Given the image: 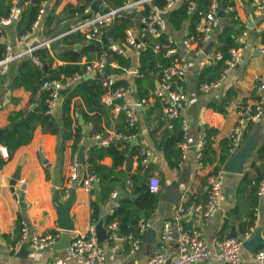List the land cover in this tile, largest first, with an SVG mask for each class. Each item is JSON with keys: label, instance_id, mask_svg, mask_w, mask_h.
Segmentation results:
<instances>
[{"label": "crops", "instance_id": "obj_1", "mask_svg": "<svg viewBox=\"0 0 264 264\" xmlns=\"http://www.w3.org/2000/svg\"><path fill=\"white\" fill-rule=\"evenodd\" d=\"M1 2L2 0H0ZM181 2L182 0H179L171 9L177 7ZM227 2V6L224 8V16L218 17V24L209 27L206 31V45L213 42L211 49L215 51L219 45L217 41L219 33L224 27L230 26L233 19H238L241 24L246 26V35L244 36V43L238 44L236 48L238 49V60L234 66L227 71L224 70L219 78L220 85L217 88L205 93L199 90L198 74L204 67L210 65L206 61V54L195 53L181 44L182 38L189 35V21L186 20L180 30H174L167 21L168 14L164 19L162 32L176 42L178 53L184 55L187 60V70L179 81L188 98V104L180 117L185 118L187 121V135L184 140L186 150L183 155L181 149V157L176 168L168 164L163 148L165 139L169 137L171 129L167 127L162 108L161 110H147L155 100L153 92L158 82V79H155V88L149 94V98L154 99L152 104L150 106L142 105L134 110V137L115 139L112 142L117 140L129 141L130 146H145L150 150L151 160L147 167L140 164V155L137 151L126 164L119 166L116 171L125 178L127 173H135L138 166H142L141 172L148 169V182L150 176H155L158 179L159 202L149 218L150 228L140 235L141 249L134 254H129V244L126 242L125 236L117 231L116 238L111 242H108L106 237L98 240L107 256L112 254L110 245H115L117 247L114 253L116 259L127 263L145 264L147 259L160 249V236L163 225L166 221L172 219L175 207L183 203L203 202V185L208 175L219 164V159L225 151L224 141L231 137L232 130L237 124L238 105L243 101L256 97L255 87L258 77L264 71V56L258 50L260 45L264 43L262 39V32H264L262 17L260 12L255 9L252 0H227ZM17 3L18 0H11L9 15L0 18V20L9 19L7 23H0V42L10 45L14 51L19 52L36 41L39 44L35 50L46 46L49 54L55 59L53 66L61 64L62 61L57 59V56L68 47L58 43L57 39L71 32L83 20V13H79L77 8L83 7L85 0H47L40 8L43 13L37 26L25 43L20 41L21 35L18 36L17 34V22L21 10L28 5V1L23 0L20 8L17 7ZM13 4L15 10L11 12ZM229 5L235 7L233 12L225 11ZM48 16H52V20L47 25L45 22ZM136 16L134 20L129 21L128 26H135L133 23H137ZM47 30H53V33L48 35ZM149 40L153 41L151 38ZM86 42L90 41L86 40ZM76 45H79V48L81 46V44ZM142 46L141 44L137 49L124 46L125 58L130 59V64L127 65L130 69L139 67L138 55ZM211 49L210 51H212ZM96 54L91 53L92 59ZM24 57H30L38 62L33 54L26 55L12 62L6 73L0 74V130L7 126L8 114L11 111L25 109L30 106V93L23 88L11 87L12 73L15 71L18 61ZM85 61H87L86 56H83L81 62L84 63ZM118 73L119 82L124 81L123 84L132 87V92L127 96V99L129 101L139 99L136 95V76L120 70H118ZM229 88H232L235 94L231 97L229 104L226 105L225 113H221L214 109L211 103H220ZM64 96H60L53 112V116L56 117L59 124ZM80 107L84 109L87 116L97 117V113L87 111L81 97H74L71 100L72 128L74 129L77 126L81 128L80 147L84 145L83 156L85 157L89 153V148L96 142L94 135L90 136L89 134L93 122L84 119L78 109ZM111 109L110 107L108 123L104 117H101L99 122L102 128L100 132L103 134L119 132L116 130L115 125L119 121L118 116L120 114H114ZM246 124L248 127L246 137H243L239 147L232 150L228 156L229 158L234 155L238 149L244 148L246 144L253 148L251 157L244 161L245 168L243 172L241 174L226 172L218 206L208 216L198 215L185 219L184 225L187 228H199L202 231L205 243L210 247L216 239L241 236L244 232L252 230V235L247 240L254 241L256 239L257 242L250 248L243 246L239 264H259L255 259V253L264 249V193L260 196L256 193V200L250 201L253 195L250 194L249 190L236 195L235 189L245 171H248L251 176L255 174L253 170L250 171V162L254 161L259 165L264 160V156L256 154L257 147L264 136V111L259 119L249 121ZM210 128L217 130L216 135L212 138L215 158L212 163L203 164L202 168H198L196 166L197 143L201 133ZM244 129L245 127H243V132ZM72 142V138L62 141L60 136L43 131L37 125L31 141L17 148L11 157L5 159V163L0 168V264H45L58 258H64L65 249L58 250L50 245L42 250H33L29 245V241L33 236L52 234L56 235V240H58L63 232L60 227V215L63 206H67L68 219L72 224V229L69 230L71 236L87 234L92 226L95 227L97 233L99 222L107 230L104 222L105 217L112 212L118 201L108 200L100 207L96 222L91 221L90 202L99 197V183L96 179L93 182V191L92 189L90 191L84 190L82 188V178L85 172L82 167L78 168L75 179H69L70 165L75 158H78L80 148L74 150ZM168 151L170 152V150ZM127 154H129V151H127ZM101 163L110 166L112 159L111 157H105L101 160ZM222 167L223 165H221ZM17 172L19 179L12 187L11 181ZM22 186H24V189L21 188ZM115 192L117 194L121 193L120 198L124 195L119 186ZM18 220H21L22 223L21 230H16ZM249 221H252L250 225L248 224ZM23 227L27 233V239L25 240L22 239ZM16 243L21 245L26 243V248L22 250L20 245L16 251L10 250V247ZM176 245L177 242L174 236L166 246V254L169 257L175 255ZM195 264L225 263L210 259Z\"/></svg>", "mask_w": 264, "mask_h": 264}, {"label": "built area", "instance_id": "obj_2", "mask_svg": "<svg viewBox=\"0 0 264 264\" xmlns=\"http://www.w3.org/2000/svg\"><path fill=\"white\" fill-rule=\"evenodd\" d=\"M97 2V11L93 12L91 4L88 5L83 15L91 13L89 18L83 19L77 24L72 31L79 30L85 36L88 41L95 40L101 43L102 49L96 54V56L85 62V68L83 72L75 73L73 76L62 79L44 80L42 88L49 90L48 109L46 113L50 114L54 112L55 106L61 94L59 90L64 88H70L74 86L76 82L88 76L89 74H98L101 77V84L105 89L101 100L106 105L110 106L112 112L116 115L123 114L125 117V126L127 128H135V108L145 105L150 106L153 98L137 99L129 101L127 96L132 92L131 85L117 84L119 80L118 70L125 73L132 74L136 77L141 76L139 68L130 69L127 65L121 64L116 60L111 59V54L116 53L122 57H126L124 46L136 48L141 44L144 46L146 39H153L159 37L164 28V18L161 16L163 12H168L179 0H165V4L162 8L152 4V0H125L124 3L116 8L110 7L106 0H92ZM255 9H257L262 17V23L264 24V0H252ZM145 4L149 5L146 12L144 10ZM135 11L137 23L135 26H127L124 29V44L118 43L111 38L108 39L107 44H103L102 33L104 27L111 24L117 17H121L124 12ZM15 10L13 4L11 12ZM194 10V3L188 7V12ZM235 7L229 5L226 12H233ZM218 0H210L209 9L202 15L197 22L196 30L197 34L186 35L182 38L181 44L193 50L195 53H204V47L207 43V29L214 27L218 24L219 18L217 16ZM43 10L39 11L36 20L31 25V29L20 36V41L25 43L32 34V31L37 26ZM131 20H134L132 18ZM9 19H1L0 23H7ZM246 30L239 36V43H244V36ZM201 43V44H200ZM167 49V54L174 55L172 61L160 68V78L158 79L157 86L154 89V98H157L162 105L164 117L167 123V127L171 128V120L180 118L186 105L188 104V98L183 91L182 86L178 82V78H182L187 70V60L184 55H181L177 51L176 42L168 37L167 42L160 44L157 41L153 43V49L159 50L160 47ZM32 47L27 46L23 51H14L10 45H6L5 54L0 59V74L7 72L9 65L18 60L19 58L31 55ZM212 50V49H211ZM259 52L264 56V43L260 45ZM238 49H231V58L227 61V67L225 71L233 67L238 60ZM221 58V54L217 51H210L206 54V61L213 63ZM220 85V79L212 83H202L199 86V90L202 93L208 92L217 88ZM255 98H250L241 102L237 108V124L234 126L231 134L232 148L231 151L238 148L243 141V127L249 121H255L260 118L264 111V71L259 75L258 82L255 87ZM121 99V100H120ZM181 128L183 132V140L179 143V147L184 152L186 150V144L184 142L187 135V121L185 118H181ZM134 135L124 134L120 132H112L103 134L101 132L94 135L96 144L100 146L108 145L115 139H129ZM206 143V133L202 132L197 143L196 152V166L198 168L203 167L202 148ZM138 155H140V164L143 167H147L151 160V152L145 146L138 148ZM88 155H85V158ZM0 157L6 159L8 157V151L6 147L0 145ZM82 167L84 170V177L82 178V188L86 191H90L93 186V182L97 179L93 172H88L87 163L80 164L78 159L75 158L70 165L69 179L73 180L77 177L78 168ZM226 172L221 168L210 173L203 185V191L205 192L204 202H191L178 204L173 212L171 220H168L163 225V230L160 236V249L153 253L146 261L145 264H195L210 259H216L225 264H239L241 261V250L243 248L244 241L249 239L252 235V230L244 232L241 236H230L222 239H216L213 242L212 247L208 246L202 235V231L197 227L187 228L184 225V221L187 218L202 215L208 216L215 207L218 206L220 197L222 194V188L224 185V178ZM149 189L152 192H156L159 189L158 179L155 176L149 178ZM264 193V179L260 182L257 194L260 196ZM116 192L111 194V198L116 197ZM150 220L139 221V233L140 235L146 232L150 228ZM107 228V241H113L117 236L118 226L116 222H110L106 225ZM175 236L177 245L176 253L174 256L169 257L166 254L167 243ZM22 239H27L26 229L22 228ZM56 240V235L47 234L43 236H33L29 241V245L33 250H42L52 245ZM126 242L129 244V254H134L141 249L140 237L133 234H127L125 236ZM20 243H16L10 247V250L16 251L20 247ZM115 245H110L111 255L107 256L103 248L99 245L95 227L92 226L87 234H77L72 236L70 245L65 249V257L58 258L54 261L47 262L45 264H137L127 263L115 258L114 253L116 250ZM255 259L259 264H264V249L258 250L255 253ZM7 264V263H1Z\"/></svg>", "mask_w": 264, "mask_h": 264}, {"label": "trees", "instance_id": "obj_3", "mask_svg": "<svg viewBox=\"0 0 264 264\" xmlns=\"http://www.w3.org/2000/svg\"><path fill=\"white\" fill-rule=\"evenodd\" d=\"M28 5L21 10L20 18L17 22V34L22 35L31 29L33 21L36 19L40 8L47 0H25ZM110 7L116 8L121 6L125 0H106ZM224 8L227 6V0H221ZM92 0H85L84 6L77 8L79 13H83L86 6L90 5ZM152 4L162 8L165 0H152ZM194 3V10L188 12L190 4ZM11 0H2L0 3V18L7 17L10 12ZM210 0H182V2L168 13L167 21L174 30H180L183 23L188 20V34H197L196 26L202 15L209 9ZM149 8L145 4L143 13ZM136 16V12H124L121 17H117L111 24L104 27L102 33L103 44L108 43V39H112L118 43L124 44V29L129 25V21ZM52 20V16H48L46 24ZM246 30V26L241 24L238 19H233L230 26L224 27L217 37L219 43L215 51L221 54V58L204 67L198 74V85L202 83H212L217 81L227 67V61L231 58V49L237 48L239 36ZM46 33L51 35L53 30H47ZM168 35L162 32L158 38L151 41L146 39L144 46L139 50L138 63L141 76L135 78L136 95L139 99H147L150 91L155 88V79L160 78V68L172 61L174 55L167 54L165 47H160L159 50L153 49V43L158 42L164 44L167 42ZM264 41V32H262ZM57 42L68 47L63 50L57 59L62 61L61 64L53 66L54 57L48 52L46 46L36 49L33 56L38 62L30 57H24L16 64L15 71L11 76L12 88H23L30 93L28 107L21 110H14L8 114L7 126L0 130V145L6 147L8 157H11L13 152L22 145L29 143L32 139L34 129L39 125L43 131H48L52 134L60 136V139L72 138V148L78 150L81 143V128L79 126L72 128V119L70 116V103L74 97H81L87 111L97 113L95 116H87L82 107L78 108L84 119L93 122L90 136L99 133L100 119L104 117L108 123L110 117V107L106 106L101 97L105 91L101 84V77L98 74L87 79L82 78L74 84L72 89L63 97L61 104L60 124L53 113H46L48 109L49 90L42 88L44 80L62 79L73 76L75 73L84 71L85 62L92 59L91 53H98L102 49L101 43L91 40L86 42L85 36L79 30L71 31L57 39ZM76 44H81L79 49H75ZM6 44L0 42V59L4 56ZM83 56L86 60L82 63ZM112 60H117L121 64H130V59L122 57L116 53L111 54ZM181 78H178V82ZM122 82V81H121ZM119 80L117 84H123ZM235 94L232 88H229L220 103H211V106L221 113H225V107L229 104L231 97ZM162 105L157 98L147 110H161ZM100 115V117H99ZM119 121L115 128L120 133L135 134V128H127L125 126V117L123 114L118 116ZM171 130L168 138L165 139L163 152L171 167L176 168L181 157V148L178 146L183 140V132L181 128V118L171 120ZM243 137L247 135V124L244 126ZM206 143L202 148L203 164L212 163L214 161L215 151L213 149L212 138L216 135V129H206ZM225 151L219 159V164L213 171L221 169V165L227 160L232 148L231 137L224 141ZM139 147L130 146L129 141L117 140L110 142L108 145L100 146L94 144L89 148L88 156L84 163L88 164L87 171L93 172L98 179V199L91 200V221L96 222L100 207L108 200L112 199L111 194L116 191L119 186L124 195L119 198L117 204L112 209L110 214L105 217V224L116 222L118 231L121 235L133 234L140 237L139 221L148 220L159 202V191L152 192L148 185V169L141 172L142 166H138L135 173H127L126 177L119 174L116 169L128 162L134 153H137ZM170 150V152L168 151ZM129 151V154H127ZM256 154L264 156V136L257 147ZM105 157H111L112 164L110 166L102 164L101 160ZM5 163V159L0 157V168ZM250 171L255 172L254 175H249L248 171L243 173L242 178L238 182L235 193L240 194L249 190L253 198L250 201L256 200V193L260 182L264 179V160L257 165L254 161L250 162ZM150 167V166H149ZM94 189H92L93 191ZM205 201V192H203ZM21 221V220H20ZM18 220L16 230L20 229L22 223ZM252 221H249V225ZM21 230V229H20Z\"/></svg>", "mask_w": 264, "mask_h": 264}, {"label": "water", "instance_id": "obj_4", "mask_svg": "<svg viewBox=\"0 0 264 264\" xmlns=\"http://www.w3.org/2000/svg\"><path fill=\"white\" fill-rule=\"evenodd\" d=\"M22 2H23V0H18V3H17L18 8H20L22 6ZM91 9L93 12L97 11V2L96 1H93L91 3ZM167 14H168V12H163L161 14V16L165 19ZM90 16H91V13L85 14V15H83V19L89 18ZM217 16L218 17L224 16V7L222 5L221 0H219V2H218ZM38 44L39 43L36 41L31 44V47L33 48L31 54H33V52H34L35 48L38 46ZM212 46H213V42H209L204 48V53L205 54L209 53V50L211 49ZM75 48L78 49L79 45H76ZM92 76H93V74H89L88 76H85L84 78L87 79V78L92 77ZM69 91H70V88H64V89L59 90V93L62 96H64ZM133 141H134V139H133ZM252 149L253 148L249 144H246V146H244V148H241L240 150L238 149V151L234 155L230 156L224 162L222 169L227 173L241 174L245 168L244 161L251 157V150ZM83 150H84V145H82L78 150V158L77 159H78V162L80 164H82L84 162ZM18 179H19V176H18V172H17L13 176V180L11 181L12 187L15 185L16 180H18ZM21 188L24 189V186H22ZM120 196H121V193L119 192L118 194H116L114 201L117 202L118 199L120 198ZM60 227L63 229V232L61 233L58 240H56L52 244L53 248L58 249V250L66 249L70 245L71 238H72L71 234L69 233V230L72 229V224L69 222V219H68L67 206H63V208H62L61 215H60ZM96 234H97L98 240L100 238L107 237V231L105 230V228L102 226V223H100V222L98 223V228H97ZM256 242H257L256 239L254 241L246 240V241H244L243 246L246 248H250V246H254ZM25 248H26V243H23L21 245V249L24 250Z\"/></svg>", "mask_w": 264, "mask_h": 264}]
</instances>
